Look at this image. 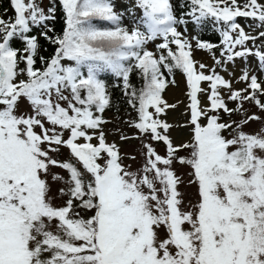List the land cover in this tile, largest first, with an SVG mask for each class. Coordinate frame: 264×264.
Listing matches in <instances>:
<instances>
[{"label": "snow or ice", "instance_id": "obj_1", "mask_svg": "<svg viewBox=\"0 0 264 264\" xmlns=\"http://www.w3.org/2000/svg\"><path fill=\"white\" fill-rule=\"evenodd\" d=\"M8 4L12 15L0 12V264H264V80L250 63L264 75V0H184L179 16L173 0H129L124 11L114 0ZM190 22H211L220 44L193 37V45ZM194 47L215 66L195 60ZM237 58L239 89L217 71ZM177 71L188 88L182 125L164 119L177 107L163 98ZM107 75L137 114L126 121L137 135L119 138L139 141V162L109 142ZM174 127L190 138L177 143Z\"/></svg>", "mask_w": 264, "mask_h": 264}, {"label": "rangeland", "instance_id": "obj_2", "mask_svg": "<svg viewBox=\"0 0 264 264\" xmlns=\"http://www.w3.org/2000/svg\"><path fill=\"white\" fill-rule=\"evenodd\" d=\"M114 2L117 4L119 11H124L129 3V0H115ZM243 2L244 0H240L241 4ZM44 3L45 5H47L48 0H44ZM238 20L242 24V26H244L246 30H248L247 29L248 20L245 18H238ZM190 24L191 23L187 25V31H185L184 34L185 37L188 38L193 43V45H195V40L193 39V30ZM179 28L180 31H184L185 26L181 25ZM158 42L159 41H157L156 43ZM148 47L153 52L156 51L154 43L149 44ZM193 58L201 63L208 65L209 67L215 66L212 56L207 51L200 50L194 47ZM216 58L221 59L220 53L216 54ZM250 63L253 69V74H257L258 76H260L261 80H264V75H260V73L257 71L258 64L255 58H250ZM244 66H245V62L241 58H237L235 62V67H233L232 64H226L224 65V67L227 68L228 71H224L223 68H218L217 71L219 72L220 75L224 76L225 79L233 80L234 87L239 89L246 86L243 83H235V79H237L240 76L241 74L240 70ZM228 72H234L235 76H229ZM175 78H176V83L174 85L170 84L166 88V90L163 93V98L169 104H176L177 107L174 109L172 108L168 109L167 116H165L164 119H166L168 123L173 125L187 124L188 116L185 113L187 112V105L189 103V99L188 96L186 95L188 91L186 80L182 73H177ZM202 86L206 87L207 84L205 83ZM207 103H208L207 98L203 97L202 104L206 105ZM228 106L234 107L233 102L229 101ZM245 107L249 109L250 113L257 111L255 107L252 105L246 104ZM106 116H107V120L110 121V123L105 126V131L106 133H108L109 142L115 141L118 145H120L122 154L136 155L137 162H139L141 160V157L139 155L141 145L139 141L135 139H131L128 141H121L119 138L121 133L126 134L129 137H135L137 135V130L132 127H129V125L126 123V121L132 120L130 113L126 111L119 112L118 114L107 112ZM235 118L239 119L238 116ZM253 127H258V125H253ZM171 134L176 139L177 143L188 140L191 135L190 131L184 127H174L171 130ZM157 150L160 152L161 155L164 154L163 145H160ZM135 166H137V164H134V167ZM178 171L181 175H184L187 170L178 169ZM184 178L185 180H187L188 177L184 175ZM181 190L187 193L186 199L189 197L194 198V191H195L194 188H184L182 186Z\"/></svg>", "mask_w": 264, "mask_h": 264}, {"label": "trees", "instance_id": "obj_3", "mask_svg": "<svg viewBox=\"0 0 264 264\" xmlns=\"http://www.w3.org/2000/svg\"><path fill=\"white\" fill-rule=\"evenodd\" d=\"M183 2H184V0H173L174 5H176V12H177V15L178 16L181 15L185 11V9H182V8L179 7V5L181 3H183ZM4 9H8V13H7L8 16H11L12 15V11L9 8L8 0H0V12H3ZM60 15L61 14H60V12L58 10V12H57L58 20H57L56 25H55L56 31L58 33L60 32V30L62 28V20L59 19ZM188 19H190V18H188ZM190 26H191V28L193 30V36L194 37L199 38L202 41L211 42L213 44H217V45L220 44V35L215 30V27L213 26V24L211 22H207L202 27H197V26H195L192 23L190 24ZM178 30H179V28H178ZM41 43L44 45L45 48L48 49V51L47 52H44L43 55L49 56L50 54H52L53 47L50 46V45H48L45 41H43V39H41ZM215 53L216 54L220 53L219 49L215 50ZM177 73H180V72L177 71L175 73V76H176ZM105 79H106V83L108 84L109 91H110L111 96H112V103H113V107L110 108L109 110H106V112L104 114L105 115V118L107 119V116H106V113L107 112H112V113L118 114L119 112L126 111V112H129L130 113L131 119L132 120H135L136 117H137L136 112L133 111L127 105L126 100L123 97L120 88L113 86L114 84H116L118 82L115 80L114 77H111L110 75H107L105 77ZM169 79H172V77H169ZM175 80H176V78H175ZM132 82H133V84L136 85L137 88H139L142 85L141 79L136 74H133V76H132Z\"/></svg>", "mask_w": 264, "mask_h": 264}, {"label": "bare ground", "instance_id": "obj_4", "mask_svg": "<svg viewBox=\"0 0 264 264\" xmlns=\"http://www.w3.org/2000/svg\"><path fill=\"white\" fill-rule=\"evenodd\" d=\"M178 104V103H177Z\"/></svg>", "mask_w": 264, "mask_h": 264}]
</instances>
